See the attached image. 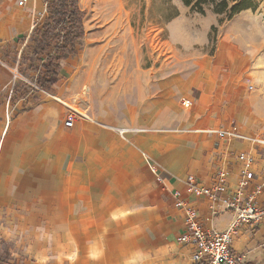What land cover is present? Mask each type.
<instances>
[{
    "label": "crops",
    "instance_id": "crops-1",
    "mask_svg": "<svg viewBox=\"0 0 264 264\" xmlns=\"http://www.w3.org/2000/svg\"><path fill=\"white\" fill-rule=\"evenodd\" d=\"M18 1H0L5 15L0 57H12L6 62L16 67L27 43L16 40L30 35L32 21L44 9L43 0L26 6ZM90 3L79 0L85 12ZM177 26L167 23L170 37ZM96 27L89 25L90 34L98 35ZM222 55L199 59L188 73L171 53L168 63L156 67L152 93L147 84H138L136 108L124 106L119 116L109 108L111 100L91 117L78 108L92 119L77 118L71 127L65 124L70 110L64 103H78L73 97L86 72L73 69L70 54L60 62L57 95L39 90L36 102L35 93L27 100L22 91L14 93L0 67V217L10 220L16 241L38 264H199L192 258L194 248L177 241L185 219L175 193L194 204L207 229L224 230L234 211L220 200L191 194L188 176L212 185L225 166L234 189L240 174L236 155L252 150L257 152L252 176L255 181L264 176L261 147L210 131L262 134L242 127L231 113L229 108L238 106L247 114L238 111L245 125L254 119L242 109L240 78L222 64ZM179 98L192 100L194 111L177 113ZM121 129L130 130L121 134ZM233 245L245 254V264H264V224L244 225Z\"/></svg>",
    "mask_w": 264,
    "mask_h": 264
},
{
    "label": "rangeland",
    "instance_id": "rangeland-1",
    "mask_svg": "<svg viewBox=\"0 0 264 264\" xmlns=\"http://www.w3.org/2000/svg\"><path fill=\"white\" fill-rule=\"evenodd\" d=\"M256 2V9L243 10L229 18L226 13H214L210 4L205 5L202 14L182 0H91V6L86 8L87 31L77 46L76 55L70 54L73 69L80 73L85 70L86 76L73 97L78 103L65 102L91 117L112 100L114 105L109 108L114 107L121 116L122 107H137L139 83L147 84L150 88L147 90L152 93L156 67L168 63L171 53L176 55L179 68L182 71L188 68L186 71L190 73L199 59L223 51L222 64L240 78L242 109L249 111L248 116L254 119L245 125L238 111L242 116L247 114L238 106L239 110L237 107L229 109L242 127L264 136V0ZM20 11L19 8L18 13ZM0 17L5 15L0 12ZM171 20L178 24L172 37L167 27ZM91 23L97 24L96 36L90 34ZM213 25L216 26L214 32ZM12 59L0 57V67L7 71L11 87L19 81L33 82L34 70L21 74L12 62L11 66L7 64L6 61ZM15 72H19L20 78H14ZM250 85L254 89H249ZM194 105L188 98H179L177 113H192ZM222 144L230 148V143ZM158 167L161 168L159 163ZM13 227L9 219L0 217V261L4 264L40 263L16 241L17 235L11 231Z\"/></svg>",
    "mask_w": 264,
    "mask_h": 264
},
{
    "label": "built area",
    "instance_id": "built-area-1",
    "mask_svg": "<svg viewBox=\"0 0 264 264\" xmlns=\"http://www.w3.org/2000/svg\"><path fill=\"white\" fill-rule=\"evenodd\" d=\"M32 0H19L20 6H26ZM44 9L39 12L31 24V32L39 26L48 14L47 0H43ZM18 71V70H17ZM14 78H20L19 72H15ZM36 90L40 89L36 83L29 81ZM249 89H254L253 85ZM73 103V102H72ZM74 104V103H73ZM70 109L66 119V126H73L77 118L87 117L82 111L72 104L65 103ZM75 105V104H74ZM89 118V117H88ZM129 129H121L120 132ZM222 139H239L251 142L255 148L264 150V136L262 134L247 135L235 130H210ZM240 164V174L234 189L230 186V170L219 167L212 185L202 184L198 178L191 174L187 178V190L196 196H206L213 203L220 200L227 208L234 211V217L224 230L207 229L200 219L194 204L179 198V192L175 193L176 206L183 211L185 228L177 237V241L191 245L194 248L192 258L199 264H245V254L234 248V238L244 225L257 228L264 224V202L260 200L264 194V176L255 181L252 176L253 167L257 161V152L241 151L236 155Z\"/></svg>",
    "mask_w": 264,
    "mask_h": 264
},
{
    "label": "trees",
    "instance_id": "trees-1",
    "mask_svg": "<svg viewBox=\"0 0 264 264\" xmlns=\"http://www.w3.org/2000/svg\"><path fill=\"white\" fill-rule=\"evenodd\" d=\"M186 6L202 14L205 5L210 4L216 14L226 13L229 18L247 9H256V0H182ZM48 14L44 21L29 35H22L17 42L27 40L22 50L17 69L21 74L36 72L33 81L43 90L54 92L55 84L60 80L59 68L61 60L66 55H75L80 40L85 35V10L79 6V0H47ZM213 32L216 26H212ZM8 55V48L5 49ZM21 85V86H20ZM22 91L25 100L29 93H35L32 101L36 102L40 96L39 90L25 82L19 81L14 85V93ZM0 264L4 262L0 261Z\"/></svg>",
    "mask_w": 264,
    "mask_h": 264
},
{
    "label": "bare ground",
    "instance_id": "bare-ground-1",
    "mask_svg": "<svg viewBox=\"0 0 264 264\" xmlns=\"http://www.w3.org/2000/svg\"><path fill=\"white\" fill-rule=\"evenodd\" d=\"M66 103V102H65ZM88 117V116H87Z\"/></svg>",
    "mask_w": 264,
    "mask_h": 264
}]
</instances>
